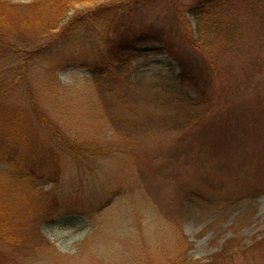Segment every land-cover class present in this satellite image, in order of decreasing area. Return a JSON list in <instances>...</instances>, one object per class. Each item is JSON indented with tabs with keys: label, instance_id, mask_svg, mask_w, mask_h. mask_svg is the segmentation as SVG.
<instances>
[{
	"label": "rangeland",
	"instance_id": "obj_1",
	"mask_svg": "<svg viewBox=\"0 0 264 264\" xmlns=\"http://www.w3.org/2000/svg\"><path fill=\"white\" fill-rule=\"evenodd\" d=\"M231 1L237 7L220 17L257 23L242 34L230 30L233 24L222 32L211 23L195 48L177 10L200 0H156L114 27L125 37L157 34L173 47L206 81L210 106H198L196 94L177 87L178 70L164 54L135 62L134 80L96 98L95 109L80 69L60 75L61 85L77 86L76 101L85 105L69 115L76 124L67 135L116 150L91 157L104 167L88 186L75 181L82 177L78 158L62 153V179L37 183L57 200L14 205L7 222L18 244L0 240V264H182L183 255L200 264H264V0ZM41 94L45 108L48 95ZM35 132L46 144L47 133ZM48 167L37 162L41 173Z\"/></svg>",
	"mask_w": 264,
	"mask_h": 264
},
{
	"label": "trees",
	"instance_id": "obj_2",
	"mask_svg": "<svg viewBox=\"0 0 264 264\" xmlns=\"http://www.w3.org/2000/svg\"><path fill=\"white\" fill-rule=\"evenodd\" d=\"M155 1L0 0V240L5 246L18 244V235L7 222L11 216L15 217L14 205L24 207L44 197L52 202L57 200L54 193H45L37 183L57 184L62 179V153L78 158L77 171L82 177L75 181L81 185L88 180L82 183L88 186L98 180L104 167L91 157L112 155L116 150L112 146L87 147L67 135V126L76 124L69 115L85 105L76 101L81 96L76 85L59 83L62 73L78 68L85 74L80 82L86 89L84 93L93 96L88 104L95 109L100 106L96 98L114 92L122 80L124 83L134 80V74L131 75L135 62L147 54H164L172 62L173 73L178 70L172 75L177 87L196 94L201 102H197L198 106H210L206 101V81L203 83L200 73H194L182 55L157 34L136 37L116 34L114 27L121 18L126 21ZM89 5L93 7L84 13L75 11L78 6ZM236 7L231 0H200L194 6H178L177 22L190 46L195 48V40L203 42L211 23H216L212 28L219 24L222 32L233 24L234 29L230 30L240 34L257 23V18L236 23L220 17L222 12ZM257 10L253 13L257 14ZM210 17H215V21ZM207 21L209 26L205 25ZM45 76L48 80L42 79ZM41 92L48 95L44 99L45 108L38 98ZM17 93L23 100L15 97ZM35 127L47 133L46 144ZM39 161L49 166L48 171L37 170ZM120 194L116 192L100 202V210ZM221 252L229 254L227 249ZM179 261L200 264L186 255Z\"/></svg>",
	"mask_w": 264,
	"mask_h": 264
}]
</instances>
